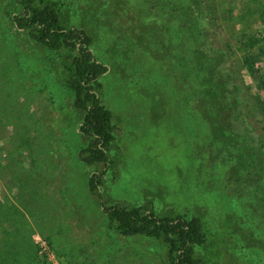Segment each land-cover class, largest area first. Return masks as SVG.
<instances>
[{"label":"rangeland","instance_id":"1","mask_svg":"<svg viewBox=\"0 0 264 264\" xmlns=\"http://www.w3.org/2000/svg\"><path fill=\"white\" fill-rule=\"evenodd\" d=\"M12 4L0 0V9ZM261 7L68 0L69 18L93 34L110 66L102 99L114 112L116 141L105 200H149L164 214L201 216L208 239L199 253L208 264H264V115L253 104L264 101ZM189 9L201 11L199 46L177 33ZM1 16L0 264H167L158 242L107 229L79 157L87 138L66 87L70 73ZM250 48L260 54L254 73Z\"/></svg>","mask_w":264,"mask_h":264},{"label":"trees","instance_id":"2","mask_svg":"<svg viewBox=\"0 0 264 264\" xmlns=\"http://www.w3.org/2000/svg\"><path fill=\"white\" fill-rule=\"evenodd\" d=\"M254 1L258 2L259 7L264 4L260 0ZM8 6L0 9V14L18 31L27 33L33 41L46 49L49 59L55 62L61 58L63 66L70 73L66 79V87L73 109L81 113L78 131L87 138V144L81 148L79 157L90 168L87 177L88 189L102 206L108 219L107 229L126 237H143L153 243L158 242L165 249L167 264H208L199 253V248L208 239L205 221L201 216L164 214L149 200L131 206L105 200L102 187L107 169L115 164L110 153L116 141L114 112L102 99L104 79L110 66L99 57L93 34L85 27L74 24L69 18L68 0H13L12 6ZM258 10L264 20V6ZM200 12L189 9L191 21L185 18L182 32H177L181 40L185 33L190 34L188 43L197 46L200 44V33L196 22L201 17ZM255 38L252 37L253 45ZM246 54L248 69L254 73L260 54L252 48L247 49ZM226 78L224 76V80ZM258 86L264 89V76L260 78ZM197 93L196 91L192 94L190 100ZM253 104L255 114L259 111L264 115V101L258 100ZM261 131L264 148V119L261 122ZM261 153L264 155V151ZM99 165H103L104 169L99 170ZM261 184L264 186V181ZM144 264L155 263L148 257Z\"/></svg>","mask_w":264,"mask_h":264}]
</instances>
